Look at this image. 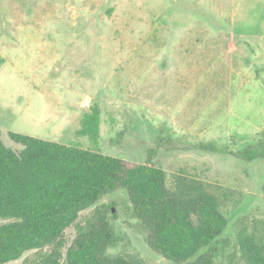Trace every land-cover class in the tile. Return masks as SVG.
<instances>
[{"label":"rangeland","instance_id":"obj_1","mask_svg":"<svg viewBox=\"0 0 264 264\" xmlns=\"http://www.w3.org/2000/svg\"><path fill=\"white\" fill-rule=\"evenodd\" d=\"M94 106L98 137L81 132ZM0 131L16 151L10 132L148 162L169 186L202 181L228 219L215 264H246L238 237L264 220V158L236 152L264 141V0H0ZM95 218L113 229L109 254L177 264L151 248L125 189L83 210L61 243L4 264L56 247L67 264Z\"/></svg>","mask_w":264,"mask_h":264},{"label":"trees","instance_id":"obj_2","mask_svg":"<svg viewBox=\"0 0 264 264\" xmlns=\"http://www.w3.org/2000/svg\"><path fill=\"white\" fill-rule=\"evenodd\" d=\"M81 132L98 137L100 109L82 120ZM23 145L8 147L0 131V264L25 252L59 244L80 213L105 195L128 191L151 248L177 264H215L228 219L217 194L199 180L178 176L169 186L164 169L100 151L10 132ZM207 147V146H205ZM247 161L264 158V141L236 152ZM115 235L104 218L79 226L67 264H143L108 248ZM246 264H264V220L238 237ZM59 248L25 264H60Z\"/></svg>","mask_w":264,"mask_h":264}]
</instances>
